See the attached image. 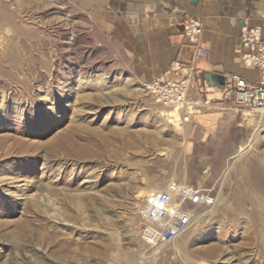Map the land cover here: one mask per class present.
<instances>
[{
	"label": "rangeland",
	"instance_id": "rangeland-1",
	"mask_svg": "<svg viewBox=\"0 0 264 264\" xmlns=\"http://www.w3.org/2000/svg\"><path fill=\"white\" fill-rule=\"evenodd\" d=\"M0 7V264H264V112L224 94L174 124L74 3ZM172 181L213 202L150 244L139 209Z\"/></svg>",
	"mask_w": 264,
	"mask_h": 264
},
{
	"label": "crops",
	"instance_id": "crops-1",
	"mask_svg": "<svg viewBox=\"0 0 264 264\" xmlns=\"http://www.w3.org/2000/svg\"><path fill=\"white\" fill-rule=\"evenodd\" d=\"M69 1L91 17L114 45L108 48L114 52L113 59L117 64L123 61V71L140 84L160 75L177 56L185 65L195 67L205 90L202 98L209 97L213 104L214 96L221 99L227 95L229 75L239 74L249 81L261 77L258 67L243 62L241 35L260 28L264 36V0ZM190 18L203 28L202 45L208 50L205 56L195 57V44L185 31ZM98 45L103 46V40ZM200 116L190 123L199 122Z\"/></svg>",
	"mask_w": 264,
	"mask_h": 264
},
{
	"label": "built area",
	"instance_id": "built-area-1",
	"mask_svg": "<svg viewBox=\"0 0 264 264\" xmlns=\"http://www.w3.org/2000/svg\"><path fill=\"white\" fill-rule=\"evenodd\" d=\"M185 31L195 44V57L208 54L202 45L203 28L195 18L186 23ZM244 48L243 62L258 67L262 74L258 81H249L239 74L228 77L227 95L234 98L235 107L242 111L264 112V36L262 29L245 30L241 35ZM142 87L149 91L163 108L170 122L190 123L212 104L203 99L204 88L195 67L187 66L181 56L158 76L144 80ZM213 202L204 190L178 181L146 196L139 209L140 234L150 243L172 242L193 224L197 207Z\"/></svg>",
	"mask_w": 264,
	"mask_h": 264
}]
</instances>
